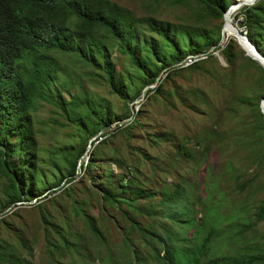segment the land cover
<instances>
[{"label":"rangeland","instance_id":"rangeland-1","mask_svg":"<svg viewBox=\"0 0 264 264\" xmlns=\"http://www.w3.org/2000/svg\"><path fill=\"white\" fill-rule=\"evenodd\" d=\"M109 1L137 18H154L177 28L221 30L224 25L223 19L206 20L193 0ZM239 1L242 0L231 3L237 8ZM236 8L232 23L242 32L239 23L243 15ZM143 26L147 36H151L147 26ZM230 42L236 45L230 65L221 60L219 51H212L217 61L211 59L194 69L167 68L160 75L164 82L158 95L148 91L154 88L152 85L133 101H122L112 93L101 71H87L72 56L55 54L69 83L68 93L63 95L66 101L75 97L106 100L117 118L127 114L128 109L132 115L110 125L102 146L97 145L98 139L90 140L78 159L75 180L70 181L63 169L66 179L54 188L60 177L58 167L64 168L63 152L76 154L82 143L74 138L72 127L61 126L66 122L53 106L38 103L33 115V161L42 172L40 176H44L43 186L16 206L2 208L0 203V251L4 259L11 260L6 264H121L133 258L135 250L147 255L149 246L162 258V245L141 230L165 237L166 227L177 235L181 232L186 241L178 243V235L173 243L189 246L187 240L194 232L189 227V209L199 227L203 216L207 217L204 205L209 204L205 184L208 189L213 180L216 186L211 195L218 204L214 217L237 215L248 225L231 227L215 249L225 256L264 257V219L256 221L258 207L264 202V163L253 160L245 146L237 145L234 139L248 140L252 135L254 104L261 93L259 72L251 64L240 67L248 55L237 40L225 39L224 33L220 50ZM112 59L115 76L122 75L126 86V76L135 74L134 67L120 55H112ZM137 84L130 89V95ZM241 100L250 101L251 106ZM124 128L125 133L121 132ZM210 132H226L227 139L215 145L213 140H207ZM227 162L233 166L229 174L232 176L224 173ZM119 176L126 185L130 180L136 181L126 191L135 188L150 197L131 202L128 192L121 194L120 185L125 182L119 185ZM233 177H237V182ZM5 181L0 169V189ZM178 187L185 188V196L166 201ZM105 189L117 196L115 201L103 199ZM165 195L168 196L162 200ZM90 221L99 236L93 234ZM225 224L224 220L215 221L220 228ZM213 255L211 251L208 259Z\"/></svg>","mask_w":264,"mask_h":264},{"label":"trees","instance_id":"trees-1","mask_svg":"<svg viewBox=\"0 0 264 264\" xmlns=\"http://www.w3.org/2000/svg\"><path fill=\"white\" fill-rule=\"evenodd\" d=\"M173 1L183 3L185 0ZM193 1L199 5L206 20L214 21H221L232 4L231 0ZM240 13L243 15L239 23L243 28L241 34L245 33L257 52L264 56V0H258L251 7H243ZM143 25L147 26L151 36H147ZM220 39L219 29L177 28L154 18L140 19L109 0H0V169L6 179L0 189L2 208L26 201L43 186L41 178L44 176H40L42 172L35 168L33 161V115L39 102L53 106L66 122L61 126L72 127L76 133L74 138H78L82 143L76 149V154L70 156L71 151L63 152L64 168L58 167L60 177L53 185L54 188H58L66 177L71 179L70 181L75 180L78 159L84 154L92 138L114 121H121L132 115L128 109L127 114L117 118L110 102L106 100L75 97L66 101L63 95L68 93L69 83L64 79V71L55 54L72 56L87 71H101L112 93L122 101H133L141 96L145 88L152 85L154 88L148 91L158 95L164 82L160 79L162 72L167 68L175 70L172 68L187 55L205 54L212 49L219 51L225 62L230 65L236 45L230 42L220 50ZM112 55L124 57L135 69L134 75L126 76V86H123L122 75L115 76ZM211 59L216 60L213 54L209 53L207 59L190 66L189 69L198 68ZM244 64L257 68V83L261 87V93L254 104L251 137L248 140L234 139L237 145L245 146L253 160L264 163V123L259 111V102L264 99V73L262 68L249 58L240 67H244ZM135 84L137 89L130 95L129 91ZM241 102L251 106L248 100ZM126 128L121 129V132L125 133ZM104 138L105 135H102L97 145L102 146ZM226 139V132L207 134V140H213L215 145ZM63 169L66 171V177L62 173ZM232 170V164L227 162L224 165V173L229 175ZM119 177L120 185L124 180L122 176ZM233 178L237 182V177ZM131 183L135 184L136 181L130 180L127 185L126 182L120 185L123 190L121 194L128 192L131 202L150 197L147 192L134 190L135 188L133 191H126ZM210 185L207 189L205 184L204 192L209 202L204 205V208L207 207V217L203 216L199 227L195 226V221L190 216L193 212L189 209V227L194 228L193 235L187 240L189 246L173 243L179 234L166 227L163 229L165 237L141 230L142 233L157 239L156 242L162 245L164 256L159 258L157 250L149 246L147 255L142 256L135 250L133 258L121 264H149L154 260L160 264H258L264 261V257L260 255L225 256L215 249V244L223 240L231 227L236 225L245 228L248 225L243 224L244 218L237 215L214 217L218 213L215 210L218 204L211 195V190L214 191L216 186L214 180ZM170 194L168 198L165 199L164 197L168 196L165 195L161 199L181 200L186 194L185 188L178 187ZM102 197L104 200L115 201L117 196L110 189H105ZM263 219L264 202L256 213L257 222ZM216 220H224L225 226H215ZM89 223L93 234L99 236L93 222ZM181 235L180 232L179 236ZM179 239L178 243H186L184 236ZM211 251H214L215 256L208 259ZM107 261L110 262V259ZM10 262L11 260L4 259L0 251V264Z\"/></svg>","mask_w":264,"mask_h":264},{"label":"water","instance_id":"water-1","mask_svg":"<svg viewBox=\"0 0 264 264\" xmlns=\"http://www.w3.org/2000/svg\"><path fill=\"white\" fill-rule=\"evenodd\" d=\"M243 2L245 0H242ZM258 0H249L248 2H244V3H241V4H247L245 6H253L255 2H257ZM235 4H231L230 7L228 8V10L225 12V14L234 6ZM225 14L223 15V20H224V16ZM238 37L241 39V41L248 47L250 53H251V56L248 55L247 57L252 60L253 62H255L256 64H258L262 70H263V73H264V56H261L255 46H253L247 39V37L245 36V34H241V32L238 31ZM223 40V29H221V39H220V42H219V46H220V43L222 42ZM221 60H222V57H221ZM264 102V99H262L260 102H259V110H260V113L263 117V123H264V112L263 110L261 109V103ZM120 126V125H118ZM111 129V126H107L105 128H103L94 138H92L91 140H101V136L102 135H105L106 132H108L109 130ZM263 139H264V131H263Z\"/></svg>","mask_w":264,"mask_h":264},{"label":"bare ground","instance_id":"bare-ground-1","mask_svg":"<svg viewBox=\"0 0 264 264\" xmlns=\"http://www.w3.org/2000/svg\"><path fill=\"white\" fill-rule=\"evenodd\" d=\"M249 0H245L244 2H248ZM240 2V1H239ZM243 1L240 2V4L236 7H232L224 16V25H223V33L225 36V39H235L240 44V46L243 48V50L247 53V55L251 56V53L248 49V47L241 41V39L238 37V30L232 23V16L234 14V8L239 10L241 7L247 5V4H241L244 3ZM261 109L264 112V102L261 103Z\"/></svg>","mask_w":264,"mask_h":264},{"label":"built area","instance_id":"built-area-1","mask_svg":"<svg viewBox=\"0 0 264 264\" xmlns=\"http://www.w3.org/2000/svg\"><path fill=\"white\" fill-rule=\"evenodd\" d=\"M209 53H212V50H211V52H207L205 54L187 55L183 60H181L179 63H177L173 67V69L188 68L190 66H193L194 64L207 59V56Z\"/></svg>","mask_w":264,"mask_h":264}]
</instances>
